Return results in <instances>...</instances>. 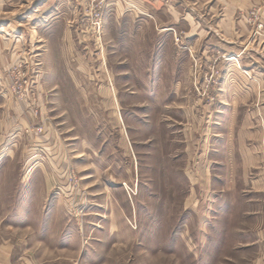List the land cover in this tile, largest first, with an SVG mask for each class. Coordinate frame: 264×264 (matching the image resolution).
Segmentation results:
<instances>
[{
  "label": "rangeland",
  "instance_id": "374dc122",
  "mask_svg": "<svg viewBox=\"0 0 264 264\" xmlns=\"http://www.w3.org/2000/svg\"><path fill=\"white\" fill-rule=\"evenodd\" d=\"M0 241L264 264V0H0Z\"/></svg>",
  "mask_w": 264,
  "mask_h": 264
},
{
  "label": "crops",
  "instance_id": "0c3cea01",
  "mask_svg": "<svg viewBox=\"0 0 264 264\" xmlns=\"http://www.w3.org/2000/svg\"><path fill=\"white\" fill-rule=\"evenodd\" d=\"M41 229H43V231L46 229L45 227H43V228H41ZM46 231V230H45ZM49 241V240H48ZM59 243H60V247H59V249H64L65 248V246L64 245H62V242H61V240H59ZM35 244V241H32L31 243H30V245H34ZM29 244H28V248H30L29 246H30ZM67 247V246H66ZM44 248H46V244L44 245ZM48 249H47V251H50L51 250V246H49V247H47ZM11 249H14V248H11V246H4L3 244H1V241H0V264H14L13 262H12V257H11V252H13ZM71 250V249H70ZM73 250V249H72ZM62 251V250H61ZM67 251H68V249H67ZM77 251H79V250H76V253L78 254L79 252H77ZM45 252H46V250H45ZM71 253V252H70ZM81 253V256L84 254L83 253V251H81L80 252ZM31 253L29 252V254L28 255H30ZM51 254V252H49V254L48 255H50ZM55 254V253H54ZM57 255V254H56ZM57 257V256H56ZM83 258V257H82ZM16 264H18V263H16Z\"/></svg>",
  "mask_w": 264,
  "mask_h": 264
}]
</instances>
